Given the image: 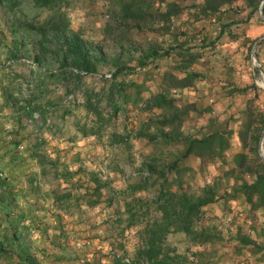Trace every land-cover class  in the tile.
Masks as SVG:
<instances>
[{"label":"trees","instance_id":"obj_1","mask_svg":"<svg viewBox=\"0 0 264 264\" xmlns=\"http://www.w3.org/2000/svg\"><path fill=\"white\" fill-rule=\"evenodd\" d=\"M29 1L35 8L33 14L23 7V0H0V5H4L3 12L10 15L13 27L24 25L38 32L34 59L39 64L48 59L62 67L84 68L91 73L87 77L96 85L85 90L82 115L79 112L71 114L76 106L74 102L65 104L56 100L51 104L46 100L42 103L38 96L29 92L28 96L21 94L18 98L23 100L20 112L30 116L33 110H38L45 121L49 109L54 114L62 109L60 119L63 124L70 120L82 136L94 134L103 143L129 144V138L136 135L147 137L154 144H167L165 149L154 146V150L134 167L139 171L147 170V173L132 177L133 181L127 180L120 191L110 187L109 180L101 179L98 170H86L81 164L73 170L62 165L57 173L60 163L42 149L40 142L30 148L29 158L36 160L44 174L51 170L63 178L76 173L84 175L88 181L86 201L89 206L100 201L103 187L108 188L107 203L122 200L120 207L110 214L113 235L119 246L111 247L126 250L124 232L138 226L133 235L132 255L124 252L130 255V264H223L226 253L221 248L232 241V254L241 256L248 250L259 260H264V159L258 151L264 107L261 109L254 101L257 90L264 92V88L254 80L244 85L229 81L230 93L253 90V96L240 110L236 130L240 147L232 154L230 163L226 156L234 131L227 127V119L221 123L209 115L206 130L200 135L184 130L186 121L193 124L196 117L209 112L210 107L200 106L195 100L180 102L175 93L193 86L197 78L204 76L201 68L209 63L206 52L215 48L224 33L232 40L240 39L250 54L260 35L237 33L233 25L249 21L253 16L264 23L259 13L262 0H202L199 3L193 0L189 3L183 0H104L108 19L103 30L119 48V52L112 54L103 53L98 43L87 41L79 29L70 26L67 7L77 0ZM185 8L190 10L181 23L178 16ZM243 8L247 10L245 14H241ZM260 10L264 15V1ZM43 12L45 15L38 18ZM202 17L218 21L216 36L203 32L204 25H194ZM144 30L153 32L152 36L141 40L134 36ZM259 48L264 51V38L256 49L257 56L261 57ZM101 63L108 64L106 70L111 72L110 77L92 74L101 71ZM260 66L264 72V60H260ZM7 95L14 103L12 92L7 91ZM129 104L146 112V118L140 119L134 133L111 129L106 135V129L116 124L119 111H124L127 118ZM43 124H38L39 130ZM151 126L153 130L150 131ZM10 143L15 147L17 140ZM185 158L190 162L182 164ZM217 162L220 165L218 172L197 187L186 181V174H205L209 165ZM2 182L0 180V185ZM62 189L53 190L54 199L61 206L72 196L70 189ZM238 198L245 204V209L235 213L231 200ZM231 226H235L234 230ZM257 226L261 238L254 235ZM58 227L63 236L61 224ZM178 231L184 234L186 241L182 252L166 240L169 233ZM65 247L59 248L68 252ZM108 258L105 264H129L120 257Z\"/></svg>","mask_w":264,"mask_h":264},{"label":"rangeland","instance_id":"obj_2","mask_svg":"<svg viewBox=\"0 0 264 264\" xmlns=\"http://www.w3.org/2000/svg\"><path fill=\"white\" fill-rule=\"evenodd\" d=\"M183 1L184 3H189L192 0ZM193 1L199 3L202 0ZM22 5L31 11L30 14L35 13V8L31 5L29 0H23ZM3 6L4 5H0V13L3 12ZM188 10H190V8H185L181 14H179L178 20L181 21V23L182 21H185ZM246 11L247 10L243 8V10H241V14H245ZM43 15H45L44 12L38 18H42ZM67 17L69 19L70 26L74 29H79L83 38L87 41L98 43L103 53L112 54L119 52V48L112 43V38L106 35L103 30L104 23L108 19L106 2L104 0H77L74 4L67 7ZM218 24L217 20H210L208 17H202L194 22L196 27L204 25L205 28L203 32L208 33L212 37L217 35ZM233 28L237 33L244 31L251 36H262L264 34V23L257 21L255 16H253L249 21H242L239 24L233 25ZM19 29H21L20 32L16 34V41L19 46L16 49H12V45L8 50L0 49V57L3 58L6 54H20L27 57H35L37 54L35 41L38 39V32L24 25L19 27ZM152 34L153 32L144 30L143 32L135 33L134 36L141 40L151 37ZM256 49H258V44L255 48V53ZM259 53L261 54V57H258V61L260 63V60H264L263 48H259ZM206 54L209 57V63L208 66L201 68L205 73L204 76L197 78L193 86L185 87L175 93L180 98V102L195 100L200 106L210 107L209 112H205L197 116L193 124H190L191 122L188 124V121H186L184 130H189L192 133L200 135L201 132L206 130L205 125L209 115L221 123L227 119V127H230L234 131L231 134V145L227 150L226 156L227 161L230 163L232 162V154L240 147V142L236 134V130L239 126V118L241 117L240 110L243 109L247 99L253 96V90L248 92L234 91L233 93H230L228 92V88L231 85L229 81L238 85H244L254 80L259 83V87H264L261 85L262 81L259 77L258 71L254 67L253 60L251 58V50L250 54H248L247 47L240 42V39L232 40L228 34L224 33L221 38L218 39L215 48L212 51L206 52ZM168 59L170 61L172 60L170 58ZM164 63L166 62H163V64ZM40 65L44 67V71L33 73L27 64L16 62L14 65L16 74L12 78L9 76L6 77L7 75L3 73L4 70L2 68H0V75H2L3 79L6 81L7 89L14 92L21 89V84L24 82H22V80L25 79L26 83H31L30 90L28 92L32 95L38 96L42 103L46 100H53L51 104H55V102H57L56 99L60 100V103H62V99L66 98L68 93L72 92L73 97L67 99L69 100V104H72L73 102L76 104L74 112L71 114L73 115L74 113L79 112L80 115H82L83 106L81 104L84 100L85 90H88V88L96 85L94 80L89 77H78L75 75L70 69L72 65L62 67L56 61L48 59L40 63ZM99 67L100 70H106L109 66L106 63H101ZM255 71L257 72L255 73ZM261 71L264 76L262 69ZM256 94L257 96L254 101L262 109L264 107V92H262L261 89H258ZM68 102H65V104ZM139 109L140 108L130 105L127 111L128 115L126 121L119 122L118 124L116 123L114 124V127L120 129L122 124L124 125L126 123L129 125V128L131 125L133 126L134 123L138 125L140 119L147 116L143 110ZM57 113L60 115L62 113V109H58ZM138 114L144 115L141 117L138 116ZM68 116H70V114H68ZM64 123L72 125L70 120L64 121ZM18 127V137L26 142L28 136H30L28 129L24 126ZM112 128L113 126L107 130L110 131ZM66 135L72 134L69 132V134L67 133ZM104 143H102V145L101 141L94 136L93 138L87 140L86 144H80H83V148H81L83 156L85 155L88 158H84L85 164L90 169L95 170H98V167L100 166L107 167L110 173V187H115V189H119L120 191L126 184V179L122 180L119 175L120 172L122 173L123 169L130 170L138 166L141 159L145 158L144 153H147V147H144L145 145L140 141L134 142L132 140V142H130L132 144L129 143L123 147L125 152L124 157L122 158L120 156H116L119 151L118 149H120L119 145H114L107 141H104ZM189 162L190 160L185 158V160L182 161V164ZM19 166L20 164H16L14 168L18 169ZM218 166H220L219 162L210 164L205 174H202L201 172H196L194 175L186 174V181L190 183L192 187H197V185L203 183L205 179H209L212 174L217 173ZM133 178L131 177L129 179L133 181ZM103 189L105 191L103 196L100 198L101 203L94 205V208L83 210L79 221L76 220V217H79L77 215L73 217V221L69 222V229L71 233H68V237L70 236L69 238H71L73 242H70L68 245L70 249H73L72 255L76 256V260L73 259L74 264H105L109 261V258L105 255V245L111 244L118 246V240L115 239L113 235L114 229H112L110 222V214L115 212L114 209L116 207H120L119 204L122 203V200L116 199L114 203H107L105 200V194H107L108 188L103 187ZM231 207L236 213V211H244L245 204H243V202L238 198L231 200ZM51 228L50 224L45 223V231L47 230L50 232ZM234 228L235 226H231L232 230H234ZM258 231L259 226H257V232H255L254 235L257 238H261L262 235ZM224 235H226V231L224 232ZM88 238H90V243L86 241ZM134 239L135 238L132 235L125 237L124 239L126 252L130 255H132V250L135 244ZM169 242L175 243L173 245L176 246L177 250L180 252L186 248V241L181 238L179 234L170 238ZM232 243L233 241L226 242L221 248V250L226 253L223 258V264H264V260H259L257 255L250 254L248 250H244L241 256L232 254ZM56 253L59 254L60 251L55 248L53 252L50 253V256L52 257L50 258L49 256V258L45 260V264H49L50 261L52 262Z\"/></svg>","mask_w":264,"mask_h":264},{"label":"crops","instance_id":"obj_3","mask_svg":"<svg viewBox=\"0 0 264 264\" xmlns=\"http://www.w3.org/2000/svg\"><path fill=\"white\" fill-rule=\"evenodd\" d=\"M9 16L8 13H0V49L4 50L10 49L11 45L13 46L12 49H16L19 46L16 41V34L19 33L21 29H19V27H13L9 20ZM0 68L4 70L3 73L7 75L6 77L9 76L12 78L16 74V69L14 67H5L0 63ZM23 81L25 82V79L22 80V82ZM5 90L8 92L10 91V93L12 92L14 103L8 100L10 96L7 95V91ZM21 94H23L21 89L15 92L7 89L6 81L3 79V76L0 75V180L3 181V184L0 185V198L3 199V201H0V264H45V260L49 258L51 255L50 253L53 252L55 248L60 251V253H56L52 262L48 260L49 264H54L56 262L74 264L73 259H75L76 256L72 255L73 252L67 247L70 242H73L72 239L69 238L70 236L68 237V233H71L69 222L73 221V217L77 215L79 217H76V220L79 221L83 210L94 208V205H96L89 206L86 201L88 198V181L85 176L80 173L72 174L70 178H63L60 174L56 176L51 170H47L44 174L36 160L29 158L28 151L34 143L40 142L42 149L50 157L56 158L58 163H60L56 170L57 173H59L62 165H66L73 170L81 164L86 170H90L85 164L84 158L87 157L85 155L83 156L81 148H83L82 145L86 144L87 140L93 138L95 135L90 134L82 136L73 125L63 124L60 115L57 112L54 114V112L49 109L48 113H46V118L49 117L51 121L47 123L45 118L42 129L40 130V135L34 138L30 132L29 126L25 123V117L27 115L19 110V106L21 107V103L23 102V100L18 99L22 96ZM48 101L52 102L53 100ZM143 115L144 114H138V116L141 117ZM124 121H126L125 116L122 119L116 118L117 124ZM55 122L58 123V125H55ZM18 126H24L28 129L30 136H28L26 142L18 137ZM138 127L139 123L138 125L134 123L130 128L126 123L124 125L122 124L120 129L115 127L112 129L121 133L124 131L134 133ZM107 129L105 131L106 135L109 131ZM149 129L151 131L153 127L151 126ZM69 132H71L72 135H66L67 133L69 134ZM105 134L104 136H106ZM11 140H17L15 147L10 143ZM132 140L134 142L140 141L145 145L144 147H147V153H144L145 155L151 153L154 150V146L161 147L162 149H165L167 146V144L162 141V143L158 142L154 144L147 137L142 136H132L129 138V141L132 142ZM81 143L83 144L80 145ZM102 143L101 141V144ZM113 144L116 145L117 143ZM20 145H22V148L19 147ZM117 145L120 146V149H118L119 151L116 156L123 158L125 152L123 147L127 144L119 142ZM165 151L166 150H164V153ZM16 164H20L18 169L14 168ZM119 175L122 180H124L121 172ZM4 178L7 180L6 182H4ZM126 182L127 180H125V183ZM62 188L70 189L72 196L61 206L59 202L55 201L53 190H61ZM104 191L105 190L102 188V196ZM99 203H101V201L97 204ZM45 223L50 224L52 227L51 233L44 230ZM58 224H61L64 230L63 236H61L62 233H59L60 229ZM137 227L138 226H134L127 229L124 232V237L133 236ZM177 234L185 239L184 234L178 231L169 233L166 240L169 242L170 238H173ZM86 241L90 243V238ZM169 243L172 245L175 244L173 242ZM62 245H64V247L66 245L65 249H68L69 253L59 248ZM105 246V255L109 257L111 256L109 254V249L116 247H111V244ZM120 251L126 252V250L122 249H120ZM70 252L72 254H70ZM60 256L62 260H58ZM51 257L52 256H50V258Z\"/></svg>","mask_w":264,"mask_h":264},{"label":"built area","instance_id":"obj_4","mask_svg":"<svg viewBox=\"0 0 264 264\" xmlns=\"http://www.w3.org/2000/svg\"><path fill=\"white\" fill-rule=\"evenodd\" d=\"M16 62L27 64L29 69L32 70L33 73L44 71V67L41 66L33 57H27V56L20 55V54H17V55L6 54L3 58L0 57V63H2L5 67H14ZM70 69L72 72L78 73L81 77H87L88 75L91 74L86 69L78 68L76 66H71ZM92 74H97L100 76L102 75L105 77L111 76V72L108 70H101L99 72H92ZM30 85L31 84H28L26 82L22 83L21 91L24 95H27L28 91L30 90ZM72 97H73V93L72 92L68 93L66 98L62 99V103L68 102L69 100H67V99H70ZM124 116H125L124 111H122V110L119 111L117 117L119 119H122V118H124ZM50 121H51V119L49 117H47L46 122L48 123ZM42 122H43V119H42L40 112L38 110H33L30 116L25 117V123L29 126L30 132L34 138H36L40 135V130L38 128V124L42 123ZM19 147L22 148V145H20ZM98 172H99L101 179L109 180L110 173H109V170L107 167H105V166L98 167ZM146 173H147V170L139 171L137 169H130V170L123 169L122 176L124 179L128 180L131 177H138L140 174H146ZM109 254L111 256H114V257H120L121 260L126 262V263L130 264L132 262L130 255L120 251V249L111 248V249H109ZM54 264H60V263L56 262Z\"/></svg>","mask_w":264,"mask_h":264},{"label":"water","instance_id":"obj_5","mask_svg":"<svg viewBox=\"0 0 264 264\" xmlns=\"http://www.w3.org/2000/svg\"><path fill=\"white\" fill-rule=\"evenodd\" d=\"M264 0L261 1L260 5H259V13H260V16L264 19V15L261 13V10L260 8L262 7V3H263ZM264 37V34L262 36H259L253 43L252 47H251V58L253 60V64H254V67L255 69L258 71V74H259V77L262 81V86L264 87V76L262 74V71H261V68H260V63L258 61V56L257 54L255 53V48L258 44V42L260 41L261 38ZM257 84H259L257 81H255ZM263 138H264V126L262 128V131L260 133V136H259V140H258V151L260 153V155L262 156V158L264 159V149H263Z\"/></svg>","mask_w":264,"mask_h":264}]
</instances>
